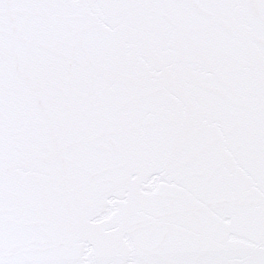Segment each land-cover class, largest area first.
<instances>
[{
	"label": "snow or ice",
	"instance_id": "obj_1",
	"mask_svg": "<svg viewBox=\"0 0 264 264\" xmlns=\"http://www.w3.org/2000/svg\"><path fill=\"white\" fill-rule=\"evenodd\" d=\"M0 264H264V0H0Z\"/></svg>",
	"mask_w": 264,
	"mask_h": 264
}]
</instances>
